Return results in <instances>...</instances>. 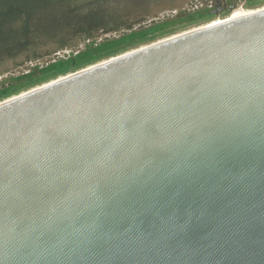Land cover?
Returning a JSON list of instances; mask_svg holds the SVG:
<instances>
[{
    "label": "water",
    "instance_id": "obj_1",
    "mask_svg": "<svg viewBox=\"0 0 264 264\" xmlns=\"http://www.w3.org/2000/svg\"><path fill=\"white\" fill-rule=\"evenodd\" d=\"M0 264H264V11L0 104Z\"/></svg>",
    "mask_w": 264,
    "mask_h": 264
},
{
    "label": "rangeland",
    "instance_id": "obj_2",
    "mask_svg": "<svg viewBox=\"0 0 264 264\" xmlns=\"http://www.w3.org/2000/svg\"><path fill=\"white\" fill-rule=\"evenodd\" d=\"M9 1L4 2L9 4ZM21 1L31 10L32 16L46 23L30 26L29 33H24V27L22 31L15 29L22 26L19 21L4 25L2 30L7 28L6 32L15 30L20 33L0 40V101L60 75L208 24L215 19L233 16L228 13L215 18L203 17L201 12L193 9L196 7L193 3L197 0H184L181 8L169 5L150 8L149 4L146 8L122 13L116 4L108 6V3L92 10L106 11L104 17L93 16V12L86 11L95 0ZM38 10L40 15L35 16ZM24 14L18 19L24 20ZM53 17L58 21L54 22Z\"/></svg>",
    "mask_w": 264,
    "mask_h": 264
},
{
    "label": "flooded vegetation",
    "instance_id": "obj_3",
    "mask_svg": "<svg viewBox=\"0 0 264 264\" xmlns=\"http://www.w3.org/2000/svg\"><path fill=\"white\" fill-rule=\"evenodd\" d=\"M12 1L22 2L21 0H12ZM183 1L184 0H95L88 5L86 11L90 13L93 12L94 14L93 16L96 15L97 17H104L105 13H107L106 11L98 10L95 12L92 10L101 8L108 3H109L108 6H110V4H113V5L116 4V6H118L121 9L122 13L127 12L129 10L138 9V8H146L149 6V4H150V8L158 7V6H168V5L172 7H176V8H181ZM65 3L67 2H64V4ZM193 4L196 6L193 8L194 11L201 12L202 15H204L203 17L215 18L218 15L224 16V15H227L228 13L233 15L236 11L242 8L251 9V8L263 6L264 0H197L196 3H193ZM38 14H39V10L35 14V16H38ZM55 18L56 17H53L54 22H57L58 20H56ZM42 22L46 23V21L41 18L37 19L34 17L33 19L31 18L29 20V23L31 26H35V25L39 26V23H40V26H42Z\"/></svg>",
    "mask_w": 264,
    "mask_h": 264
},
{
    "label": "bare ground",
    "instance_id": "obj_4",
    "mask_svg": "<svg viewBox=\"0 0 264 264\" xmlns=\"http://www.w3.org/2000/svg\"><path fill=\"white\" fill-rule=\"evenodd\" d=\"M260 11H264V6H262V7H260V8H251V9H245V8H243V9H239L238 11H236V12L233 14V16H228V17H226V18H224V19H215V20L209 22L208 24H204V25H201V26H199V27H195V28H192V29H189V30H185V31H183V32H181V33H177V34H174V35H171V36H167V37L162 38V39H160V40H158V41H156V42H153V43H151V44H149V45L141 46V47H139V48L132 49V50L127 51V52H125V53H122V54H120V55L110 57L109 59H105V60L99 61V62H97V63H95V64H92V65H89V66H87V67L81 68V69H79V70H77V71H75V72L68 73V74H65V75H60V76L57 77V78H54V79H52V80H50V81H48V82H45V83L40 84V85H37V86H35V87L31 88V89H28V90H26V91H23V92H21L20 94H16V95L10 96V97H8V98H6V99H4V100H1V101H0V104H3V103L8 102V101H11V100L16 99V98H18V97H20V96H23V95H25V94H28V93H30V92L36 91V90H38V89H41V88H43V87H46V86L51 85V84H53V83H56V82H58V81H61V80L65 79V78L70 77V76H73V75H75V74H77V73H80V72L86 71L87 69H91V68H93V67H96V66H98V65H101V64L107 63V62L112 61V60H114V59H117V58H119V57H123V56L129 55V54H131V53H133V52H135V51H138V50H140V49H144V48L149 47V46H151V45H154V44H157V43H161V42L167 41V40H169V39H172V38H175V37H178V36L184 35V34H188V33H191V32H194V31H197V30H200V29L206 28V27H210V26H213V25H218V24L223 23V22H226V21H230V20H234V19H239V18H242V17L248 16V15H251V14H254V13H257V12H260Z\"/></svg>",
    "mask_w": 264,
    "mask_h": 264
},
{
    "label": "trees",
    "instance_id": "obj_5",
    "mask_svg": "<svg viewBox=\"0 0 264 264\" xmlns=\"http://www.w3.org/2000/svg\"><path fill=\"white\" fill-rule=\"evenodd\" d=\"M5 0H0V40H3L4 38H8L9 36L11 37V34L17 35V32H19L20 30L22 31V27H24L25 32L24 33H29L30 32V23L29 20L32 18H34V16L31 15V11L30 9L24 5L22 2H14L12 0H10L7 4L4 2ZM7 4V5H6ZM28 9V10H25ZM24 10V14L23 13ZM22 14H24L23 18L26 16V18H24V20H20L18 19L19 16H22ZM16 19V20H15ZM98 19V18H97ZM99 20V19H98ZM15 21H19V23L22 22V26L21 27H15V29L19 30V31H15L14 32H6L7 28L4 30H2L4 28V25L9 22V23H13ZM18 25V24H17ZM25 25V26H24ZM16 26V25H15ZM33 27V26H31ZM20 33V32H19ZM35 32H33L34 34ZM29 35V34H28ZM28 39H25V41ZM24 41V42H25ZM2 43V42H0ZM5 43V42H3ZM12 43V42H11ZM9 43V44H11ZM4 45V44H3ZM11 50L13 49L12 46L9 47ZM50 81V80H49ZM48 82V81H47ZM1 84V83H0ZM43 84V83H42ZM40 85V84H39ZM14 95V94H13Z\"/></svg>",
    "mask_w": 264,
    "mask_h": 264
}]
</instances>
